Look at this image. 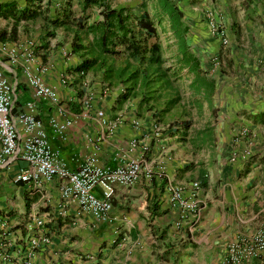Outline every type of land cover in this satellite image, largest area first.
Instances as JSON below:
<instances>
[{
	"label": "crops",
	"instance_id": "crops-1",
	"mask_svg": "<svg viewBox=\"0 0 264 264\" xmlns=\"http://www.w3.org/2000/svg\"><path fill=\"white\" fill-rule=\"evenodd\" d=\"M69 1L75 13L85 0ZM173 1L183 13L185 47L196 58L199 72L195 77L180 68L187 86L188 112L182 115L187 128L177 125L170 112L157 114L159 107L146 111L139 101L119 107L122 88L107 91L101 74H87L86 85L73 83L79 59L69 54L70 39L64 41L60 29L51 26L65 0H41L37 6L28 0H0V35L11 38L0 42L18 52L16 64L0 52V69L16 86L14 114L35 101L37 116L66 168L76 171L93 155L114 168L140 155L129 148L133 139L148 147L149 165L165 166L162 179L141 177L132 187H118L110 221L101 222L62 199L60 180L15 182L27 164L14 160L0 165V218L6 223L2 253L9 254L6 260L0 254V264H221L228 243L264 226V0ZM35 9V18L17 20L22 11ZM208 12L226 28L227 46L211 35ZM163 34L172 39L170 31ZM173 47L175 61L174 39ZM27 49L33 53L30 61L24 56ZM26 67L33 72L40 68L39 76L56 91L63 114L34 98ZM64 77L69 83H62ZM85 96L88 109L83 107ZM98 111L104 112L107 124ZM118 117L124 121L108 134V123ZM51 119L71 121L63 138L54 132ZM133 119L139 127L131 124ZM155 122L164 125L158 137L150 131ZM195 181L200 183L201 215L180 219L168 203L166 185L188 192ZM36 220L43 222L41 227ZM42 232L49 244L32 250L31 239ZM243 264H264V253Z\"/></svg>",
	"mask_w": 264,
	"mask_h": 264
},
{
	"label": "built area",
	"instance_id": "built-area-1",
	"mask_svg": "<svg viewBox=\"0 0 264 264\" xmlns=\"http://www.w3.org/2000/svg\"><path fill=\"white\" fill-rule=\"evenodd\" d=\"M206 16L211 35L219 39L223 46H227L229 41L226 28L214 21L211 12H208ZM0 52L9 57L10 64L17 63L18 52L16 48H7L5 43L0 42ZM24 52H28L24 53L26 60H32V51L27 49ZM63 54L64 56L67 55L66 52ZM216 66H218V62L215 60L214 67ZM39 72L40 68H36L33 72L29 67H26L27 83L33 90L34 98L48 101L58 113L63 114L64 108L56 91L42 81ZM67 82L69 83L64 77L62 83L67 84ZM82 83L86 85V81H82ZM15 88L16 86L0 69V165L7 166L14 160H20L27 164V167L17 175L15 182L37 183L40 180L46 182L53 179L60 180L62 182L60 187L62 199L75 202L82 211L90 213L98 221L105 222L110 221L113 209L112 201L118 187H132L141 177H145L149 181L164 177V164L159 162L154 166L149 165L145 158L148 147L136 139L129 143L131 150L140 151V155L134 159L120 163L114 168H109L99 163L96 156L93 155L81 162L76 171H69L60 160L58 152L53 151L49 144L45 126L37 116L35 101L26 103L22 111L17 115L14 114ZM88 99V96L83 98L84 109L89 108ZM97 116L103 124H107L103 111H98ZM122 121L124 119L118 117L113 122H109L108 134L111 135L118 123ZM131 124L134 127L140 126L137 119L131 120ZM50 125L54 132L63 138V133L71 125V121L58 123L51 119ZM150 131L158 137L162 130L155 122L151 125ZM242 134L245 135L246 131L244 130ZM199 189L200 183L198 181L191 184V190L188 192L178 185H166L168 203L179 211L180 219L186 218L187 215L198 219L201 215L203 205L198 198ZM42 224L41 220L35 222L37 227H41ZM5 228V221L0 218V254L4 260L9 257L7 252L2 253L4 243L1 242V237L6 234ZM46 244H49V238L43 232L30 241L32 250ZM263 253L264 226L251 236H237L228 243L221 264H243L245 261L263 255ZM30 255L31 253H29ZM22 261V264H29L25 260Z\"/></svg>",
	"mask_w": 264,
	"mask_h": 264
},
{
	"label": "trees",
	"instance_id": "trees-1",
	"mask_svg": "<svg viewBox=\"0 0 264 264\" xmlns=\"http://www.w3.org/2000/svg\"><path fill=\"white\" fill-rule=\"evenodd\" d=\"M28 1L37 6L41 0ZM64 4L51 26L71 34L69 54L79 59L73 71L74 84H82L89 73L101 74L107 91L122 88L117 98L119 107L138 98L140 107L154 110L159 106V111L155 112L161 116L179 102L177 91L174 96L171 92L172 81L177 79L180 68H188V73L198 76L197 60L185 47L187 27L182 21L183 13L173 0H146L141 11L132 7H113L109 0H85L83 8L96 5L99 9L100 19L94 21H89V16L73 19L70 1L65 0ZM36 16L37 9L24 10L16 18L20 21ZM166 30L171 32L177 45L175 66L170 67L166 66L160 42V31ZM48 35L54 36V33ZM10 39L3 33L0 35V41ZM160 99L165 102L163 105H159ZM177 125L188 127L187 123Z\"/></svg>",
	"mask_w": 264,
	"mask_h": 264
},
{
	"label": "rangeland",
	"instance_id": "rangeland-1",
	"mask_svg": "<svg viewBox=\"0 0 264 264\" xmlns=\"http://www.w3.org/2000/svg\"><path fill=\"white\" fill-rule=\"evenodd\" d=\"M144 1H146V0H109V3L113 7H132L136 11H141V6H142ZM175 2L179 4L180 1L179 0H175ZM83 4L84 3L80 2V4L76 5V8H75L76 12L75 13L77 14V16L86 15V16H90L91 19L94 20L98 16V13H99L98 7L96 5L95 6L93 5V6H89L88 8H86V7L83 8ZM150 6H151L150 3H148V10L149 11H151ZM75 13H73V15L75 16V18H77ZM58 31H56V33ZM60 31L63 34V37H64L63 40L64 41H68L69 39H70L69 41H71V34H69V35L65 34V31L63 29H60ZM160 32H161L160 42H161L162 47H163V55H164L165 59L167 60L166 66L167 67L175 66L174 62H173V60H174L173 52L172 51L170 52V48H172V50L174 49V47H173V39H167L168 36H166V34H163L164 32H162V31H160ZM90 74L91 75H95L94 73H90ZM181 75L182 74L179 73V75L176 76L177 79H175V81H172L173 91L171 92V96H174L175 92L177 91V93L179 95V102L170 111V113H171V119H174V121H178L180 123H184L185 121H182V119H183L182 115H184L186 112H188V109L186 107L187 99H186V95H185L186 92H187V86H186V83H185V80H186L185 76H181ZM116 88H121V87L119 86V87H116ZM135 101L138 102L139 99L138 98H133L129 102H135ZM159 102H160L159 105H163V103H165L163 101V99H160ZM182 102H184V103H182ZM142 109L146 110V107H143ZM163 126L164 125H161V127H163ZM48 140H49V144H50L52 150L55 151V152H58L59 157L62 158V153H60V151L58 149H56L55 147H53L51 145L49 137H48Z\"/></svg>",
	"mask_w": 264,
	"mask_h": 264
}]
</instances>
